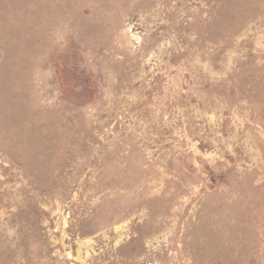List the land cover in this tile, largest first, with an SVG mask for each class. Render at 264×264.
I'll return each instance as SVG.
<instances>
[{
    "label": "rangeland",
    "instance_id": "rangeland-1",
    "mask_svg": "<svg viewBox=\"0 0 264 264\" xmlns=\"http://www.w3.org/2000/svg\"><path fill=\"white\" fill-rule=\"evenodd\" d=\"M0 264H264V0H0Z\"/></svg>",
    "mask_w": 264,
    "mask_h": 264
}]
</instances>
